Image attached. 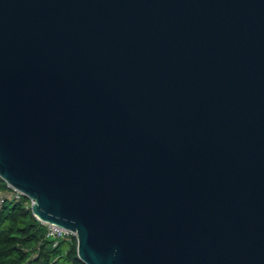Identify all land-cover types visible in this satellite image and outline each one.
I'll use <instances>...</instances> for the list:
<instances>
[{
	"label": "water",
	"instance_id": "obj_1",
	"mask_svg": "<svg viewBox=\"0 0 264 264\" xmlns=\"http://www.w3.org/2000/svg\"><path fill=\"white\" fill-rule=\"evenodd\" d=\"M0 177L84 264H264V0H0Z\"/></svg>",
	"mask_w": 264,
	"mask_h": 264
},
{
	"label": "trees",
	"instance_id": "obj_2",
	"mask_svg": "<svg viewBox=\"0 0 264 264\" xmlns=\"http://www.w3.org/2000/svg\"><path fill=\"white\" fill-rule=\"evenodd\" d=\"M0 264H84L75 237L53 244L32 215L28 200L0 205Z\"/></svg>",
	"mask_w": 264,
	"mask_h": 264
},
{
	"label": "built area",
	"instance_id": "obj_3",
	"mask_svg": "<svg viewBox=\"0 0 264 264\" xmlns=\"http://www.w3.org/2000/svg\"><path fill=\"white\" fill-rule=\"evenodd\" d=\"M23 198H26L23 193L13 187H10L1 177H0V205L4 203H12L21 201ZM28 200V206L30 207L33 203L32 200ZM35 217V216H34ZM36 218V217H35ZM44 227H45V236L48 239L53 241V244H56L58 240L61 239H70L75 237V233L67 230L57 224L44 222L36 218Z\"/></svg>",
	"mask_w": 264,
	"mask_h": 264
}]
</instances>
